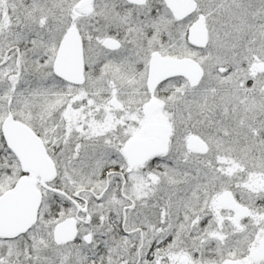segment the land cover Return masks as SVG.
I'll use <instances>...</instances> for the list:
<instances>
[{
    "label": "snow or ice",
    "instance_id": "1",
    "mask_svg": "<svg viewBox=\"0 0 264 264\" xmlns=\"http://www.w3.org/2000/svg\"><path fill=\"white\" fill-rule=\"evenodd\" d=\"M0 264H264V0H0Z\"/></svg>",
    "mask_w": 264,
    "mask_h": 264
}]
</instances>
